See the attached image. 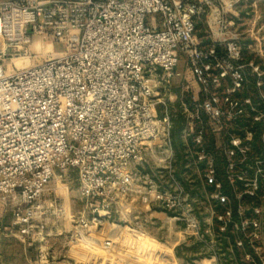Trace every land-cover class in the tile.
<instances>
[{"label":"built area","instance_id":"built-area-1","mask_svg":"<svg viewBox=\"0 0 264 264\" xmlns=\"http://www.w3.org/2000/svg\"><path fill=\"white\" fill-rule=\"evenodd\" d=\"M250 1L264 0H0V201L12 204L22 234L35 221L42 233L48 185L75 169L85 209L72 231L82 259L179 264L187 236L206 242L177 176L170 101L180 79L185 167L194 164L224 205L213 210L214 236L231 227L243 233L237 247L262 255L263 209L254 205L258 217L239 223L231 205L233 195L257 196L264 181V68L244 58L238 29V6ZM202 20L208 40L197 34ZM207 118L227 135L221 154L208 143ZM148 154L154 165L144 170ZM160 214L165 239L144 227Z\"/></svg>","mask_w":264,"mask_h":264},{"label":"rangeland","instance_id":"rangeland-1","mask_svg":"<svg viewBox=\"0 0 264 264\" xmlns=\"http://www.w3.org/2000/svg\"><path fill=\"white\" fill-rule=\"evenodd\" d=\"M240 15V24L238 29L243 33L244 43V58L253 59L255 62H260L264 68V1H259L256 4L253 1L241 3L237 9ZM257 19L256 27L252 36H248V30L252 27V23ZM262 27L260 32L257 28ZM197 34L208 40V31L206 30L205 22L199 21L197 24ZM57 49H63L62 43L56 44ZM34 62V58H31ZM180 69L186 68L185 62H181ZM194 81L187 69L185 80ZM181 80L176 79L172 83V100L170 107L174 115V129H176L178 137L177 152V176L181 179L187 190V200L191 207L196 211L202 221L204 231L207 235V241L201 242L193 236H187L184 243L177 245V258L179 264H255L246 258V252L241 249L242 260H235L233 256V248L231 243L229 249L232 251L230 256L234 258L230 260L225 247L221 244V235L219 238L214 236V228L217 227L215 214L213 210L222 211L224 205L217 203L211 198L210 188L206 185L202 175L198 173V169L194 164L190 168H186L184 140L182 137V129L185 124V117L180 107L181 96ZM251 91H253L251 89ZM243 94V93H242ZM161 113V111H160ZM208 125L207 140L212 149L222 153V146L226 142L227 135L223 131H215L212 128V121L206 119ZM239 133V131H235ZM182 142V143H181ZM221 157V156H220ZM147 161L142 169L148 170L153 164V159L150 154L146 157ZM260 203L257 205L263 209L261 217L264 219V181L260 192ZM46 205L44 208L46 219L44 220L45 227L40 232L42 225L36 221L33 222L36 226L29 234L20 232V225L16 221L13 206L10 202L0 201V264H102L101 260L92 258L84 260L81 256L85 253L80 243L75 241L73 236L72 226L73 220L85 209L84 200L79 194V180L75 169H68L65 172H58L56 178H53L48 185V192L45 196ZM235 200H243L246 205L249 201L246 194L238 199L234 195L231 197V205L234 207ZM242 203V204H244ZM239 208V206H238ZM159 212L162 209H158ZM215 210V211H216ZM163 214V213H162ZM158 215L154 222L144 224L146 230L157 238H166V229L162 226L163 215ZM146 215H140L141 222L145 223ZM39 225V226H38ZM110 225H106L107 229ZM232 236L241 238L240 231L229 227ZM44 235V239L42 236ZM230 242V241H229ZM257 245L263 248L262 258L264 259V233L257 240ZM214 247V250L211 248ZM41 250L46 253V258L41 260ZM216 251V255L214 254ZM88 254V251H85ZM245 253V254H244ZM92 258V259H91ZM261 258V259H262ZM88 261V262H87ZM154 261V260H152ZM148 264H159V262H151L147 259ZM264 264V260L262 261ZM257 264V263H256Z\"/></svg>","mask_w":264,"mask_h":264},{"label":"trees","instance_id":"trees-1","mask_svg":"<svg viewBox=\"0 0 264 264\" xmlns=\"http://www.w3.org/2000/svg\"><path fill=\"white\" fill-rule=\"evenodd\" d=\"M260 128H261V123L257 122L256 125H255L256 133H255V138H254V141H253V152L255 154H259V155L262 154V152H263L262 145H261V142L259 140V130H260ZM176 132H177L176 129H174V131H173V142H174L175 147L178 146V137H177V133ZM262 187H263V183L261 184V189L259 190L257 196H249V195L246 194V197H247L248 201L250 202L248 206L246 205L247 203L243 202V200H241L239 202H238V200H235L236 202L234 204V207L232 206V208H233V216H234L235 221L241 223L243 218L258 217L254 213L253 206L254 205H258L260 203V196L259 195H260V192L262 190ZM242 203H244V204H242ZM239 204L245 206V208H246V210H245L243 215H241L239 210H238ZM262 221L264 222V219H262ZM216 229L218 230V225H217ZM230 232H231V230L229 228V230L226 233L221 234V239H220V240H222L221 244L225 247L227 254H229L228 258H230L231 261L234 259V258H232L230 256L232 251L229 249V245L231 243V246L233 248V256L235 257V260L236 259L237 260H239V259L242 260V255H241L240 252H241V249H244V251L246 253L249 252V253H251L253 255L255 261L257 262V264H262L261 256L256 254L254 249L251 248L248 243L245 244L244 248L237 247L236 246V237L232 236L233 234H231ZM240 235L243 236V233L240 232Z\"/></svg>","mask_w":264,"mask_h":264},{"label":"bare ground","instance_id":"bare-ground-1","mask_svg":"<svg viewBox=\"0 0 264 264\" xmlns=\"http://www.w3.org/2000/svg\"><path fill=\"white\" fill-rule=\"evenodd\" d=\"M29 63H30L29 60H18V61H17V64H18L19 66L27 65V64H29Z\"/></svg>","mask_w":264,"mask_h":264},{"label":"crops","instance_id":"crops-1","mask_svg":"<svg viewBox=\"0 0 264 264\" xmlns=\"http://www.w3.org/2000/svg\"><path fill=\"white\" fill-rule=\"evenodd\" d=\"M199 264H201V263H199ZM214 264V263H213Z\"/></svg>","mask_w":264,"mask_h":264}]
</instances>
